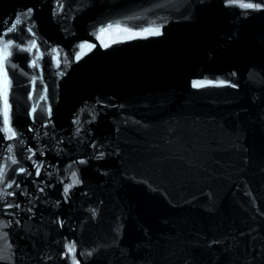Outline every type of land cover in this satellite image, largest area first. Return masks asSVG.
<instances>
[{
	"label": "water",
	"instance_id": "95a60500",
	"mask_svg": "<svg viewBox=\"0 0 264 264\" xmlns=\"http://www.w3.org/2000/svg\"><path fill=\"white\" fill-rule=\"evenodd\" d=\"M4 45L0 264H264V0H0Z\"/></svg>",
	"mask_w": 264,
	"mask_h": 264
},
{
	"label": "snow or ice",
	"instance_id": "6c2138e0",
	"mask_svg": "<svg viewBox=\"0 0 264 264\" xmlns=\"http://www.w3.org/2000/svg\"><path fill=\"white\" fill-rule=\"evenodd\" d=\"M245 7H259V5L256 4H247ZM105 31V30H102ZM117 31L119 32L120 29L117 28ZM148 33H135L133 35L140 36V35H146ZM153 34H159V29H156ZM121 39H127L130 38V36H121ZM35 46V45H33ZM107 46V45H105ZM82 47H87V46H82ZM8 45H4L3 48H0V97L3 99V105H4V111H3V123L7 124L8 123V111H9V105H8V90L10 86V81L7 76V71L5 69V61L7 59V56L9 55L8 53ZM207 83H211L210 81ZM220 83H224L221 81ZM197 87L202 86L200 82H197L196 84ZM12 135L14 136L15 133L13 132ZM23 171V169H21ZM2 174V173H0ZM67 191V189H65ZM69 251H73V249L70 247Z\"/></svg>",
	"mask_w": 264,
	"mask_h": 264
}]
</instances>
